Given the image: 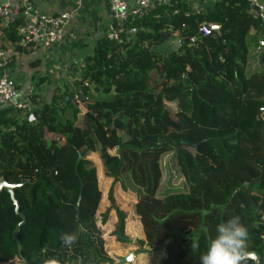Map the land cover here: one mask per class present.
<instances>
[{
  "label": "trees",
  "instance_id": "16d2710c",
  "mask_svg": "<svg viewBox=\"0 0 264 264\" xmlns=\"http://www.w3.org/2000/svg\"><path fill=\"white\" fill-rule=\"evenodd\" d=\"M247 7L246 0L194 13L182 0L157 6L124 24L122 42L98 37L74 68L75 84L37 105L35 121L0 112V181L20 184L14 197L25 220L17 237L28 264L111 263L96 224L102 194L91 153L112 180L107 198L119 241L128 242L127 213L114 186L127 173L141 190L138 249L163 253L161 264H201L217 225L238 216L249 230L246 252L257 256L241 264H264V22ZM19 23L0 19L1 51L24 46ZM169 152L184 188L159 197ZM21 221L0 191V264L20 259L12 232ZM64 233L77 241L65 245Z\"/></svg>",
  "mask_w": 264,
  "mask_h": 264
},
{
  "label": "crops",
  "instance_id": "0c3cea01",
  "mask_svg": "<svg viewBox=\"0 0 264 264\" xmlns=\"http://www.w3.org/2000/svg\"><path fill=\"white\" fill-rule=\"evenodd\" d=\"M20 0H0L18 2ZM33 7L44 14L70 12L72 18L65 29L61 43L42 49L23 46L16 51H2L9 58L21 93L42 95L39 103L47 100V88H60L64 83L75 84L74 68L90 52L98 37L108 35L116 29L107 0H29ZM132 7L135 0H126ZM189 11L203 12L218 0H182ZM264 3V0H261ZM176 46V41L170 42ZM264 50V49H263ZM264 55V54H263ZM161 254L160 256H162Z\"/></svg>",
  "mask_w": 264,
  "mask_h": 264
},
{
  "label": "built area",
  "instance_id": "2783aa9c",
  "mask_svg": "<svg viewBox=\"0 0 264 264\" xmlns=\"http://www.w3.org/2000/svg\"><path fill=\"white\" fill-rule=\"evenodd\" d=\"M110 15L115 22V27L107 36L122 42L118 31H125L124 24L145 13L151 12L160 5H168L172 0H135L134 6H130L126 0H107ZM247 13L255 20L264 22V3L261 0H246ZM72 14L62 12L57 14H44L36 10L29 0L18 2H4L0 4V19L8 24L19 20L18 34L24 46L47 49L61 43L65 37V29L70 23ZM199 32L208 35L210 26L206 23L199 26ZM128 37V36H127ZM264 42L260 41L259 46ZM16 81L9 58L3 56L0 50V112L12 109L19 119L28 122L36 120L37 105L29 93H21Z\"/></svg>",
  "mask_w": 264,
  "mask_h": 264
},
{
  "label": "rangeland",
  "instance_id": "374dc122",
  "mask_svg": "<svg viewBox=\"0 0 264 264\" xmlns=\"http://www.w3.org/2000/svg\"><path fill=\"white\" fill-rule=\"evenodd\" d=\"M263 47V46H262ZM263 85V84H262ZM71 87V85H69ZM54 88L45 89V98H49ZM42 95L35 94L34 103L40 105L38 98ZM170 109L175 113L178 111L176 104L172 102H165ZM47 138H51L48 136ZM63 139L60 140V143ZM93 165L96 168L97 176L99 179V187L101 190V200L96 211V224L101 229L102 236L105 238L106 251L111 260L110 264H116L118 258L126 257L129 253H132V259L129 263L122 264H161L163 255L154 252L152 254H146L144 249H138L137 239L143 238L142 224L140 219L134 213V205L138 198L141 196V190L135 185L129 174L123 173L120 175V182L114 186V198L116 205L127 213L126 228L124 236L128 242L119 241L117 236L114 235L116 230L117 216L113 209H109V201L107 198L108 190L111 186V178L107 177L102 167V161L95 153L89 154ZM175 157L173 152L167 153L161 160V180L157 190L159 197L165 196L168 193L178 192L183 190V177L177 170V164L174 161ZM108 210V216L106 222H102V213ZM155 251V250H154ZM1 264H23L21 259H14L8 263Z\"/></svg>",
  "mask_w": 264,
  "mask_h": 264
},
{
  "label": "clouds",
  "instance_id": "9594fccd",
  "mask_svg": "<svg viewBox=\"0 0 264 264\" xmlns=\"http://www.w3.org/2000/svg\"><path fill=\"white\" fill-rule=\"evenodd\" d=\"M204 214L207 215V211ZM216 232L217 235L211 240L207 251L200 256L201 264H241L248 246V228L237 216L218 224ZM61 240L70 247L77 241V236L64 233ZM190 247L191 250L197 251L199 242L192 241Z\"/></svg>",
  "mask_w": 264,
  "mask_h": 264
},
{
  "label": "water",
  "instance_id": "95a60500",
  "mask_svg": "<svg viewBox=\"0 0 264 264\" xmlns=\"http://www.w3.org/2000/svg\"><path fill=\"white\" fill-rule=\"evenodd\" d=\"M262 60L264 61V55L262 56ZM19 185L20 184H18V183H8L7 181H5L3 179V180L0 181V191L5 190L7 193L10 194V197H11V199L13 201V204L15 205V212L17 214H19V216H21V218H22V221L17 224L15 230L12 232V238L14 239V241L16 242V244L18 246V253H19L20 259L22 260L23 264H28L26 262V260L21 256V245H20L19 239L17 237V233H18L21 225L23 224V222L25 220L24 216L21 215L18 212V206L19 205H18L17 200L14 197V188L19 186ZM132 256H133V254L129 253L126 257L118 258V262L116 264H122V263H125V262L129 263L131 261V259H132ZM246 259L256 260L257 256L253 252H246L243 260H246Z\"/></svg>",
  "mask_w": 264,
  "mask_h": 264
}]
</instances>
